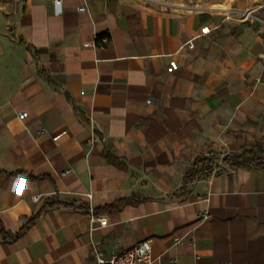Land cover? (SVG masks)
I'll use <instances>...</instances> for the list:
<instances>
[{
	"label": "crops",
	"instance_id": "0c3cea01",
	"mask_svg": "<svg viewBox=\"0 0 264 264\" xmlns=\"http://www.w3.org/2000/svg\"><path fill=\"white\" fill-rule=\"evenodd\" d=\"M54 3L0 0V264H264V170L185 182L264 145V2Z\"/></svg>",
	"mask_w": 264,
	"mask_h": 264
},
{
	"label": "trees",
	"instance_id": "16d2710c",
	"mask_svg": "<svg viewBox=\"0 0 264 264\" xmlns=\"http://www.w3.org/2000/svg\"><path fill=\"white\" fill-rule=\"evenodd\" d=\"M109 37L106 33H101L97 37L98 42H102L103 38ZM110 162H117L116 157L107 155ZM240 168L264 170V145L262 142H257L253 148H242L240 152L231 153L222 156L221 153L207 150L200 155L195 161L191 170L185 177V182L193 181L197 178H210L214 173H222L226 171H233ZM36 178V177H34ZM131 200H125L108 205L106 209L114 208L119 204H129ZM39 213L30 218V224L38 217ZM29 227L26 225L21 231L12 233L8 231L4 222L0 218V240L4 242H11L18 239Z\"/></svg>",
	"mask_w": 264,
	"mask_h": 264
},
{
	"label": "built area",
	"instance_id": "2783aa9c",
	"mask_svg": "<svg viewBox=\"0 0 264 264\" xmlns=\"http://www.w3.org/2000/svg\"><path fill=\"white\" fill-rule=\"evenodd\" d=\"M264 2V0H262ZM55 13L62 14V0H55ZM80 10H84L81 8ZM88 45V44H86ZM190 48L194 47V44L190 42L188 44ZM68 173V172H66ZM40 195L33 196V201H38ZM91 197V194H89ZM101 226L107 225V220L104 218H97ZM92 259L87 264H154V257L152 254L151 240L141 241L129 248L119 250L116 254L107 255L104 251L95 246Z\"/></svg>",
	"mask_w": 264,
	"mask_h": 264
},
{
	"label": "rangeland",
	"instance_id": "374dc122",
	"mask_svg": "<svg viewBox=\"0 0 264 264\" xmlns=\"http://www.w3.org/2000/svg\"><path fill=\"white\" fill-rule=\"evenodd\" d=\"M4 1V0H3ZM18 0H15L17 2ZM162 2L160 7H165L168 8L171 3L179 2L181 4H186L189 6L197 7V6H202V5H213V4H218L221 3L224 0H157ZM6 14L12 13L11 10H4Z\"/></svg>",
	"mask_w": 264,
	"mask_h": 264
}]
</instances>
